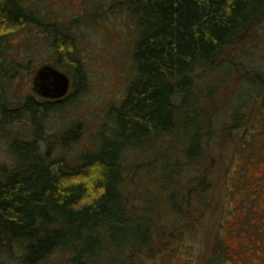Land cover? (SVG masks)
<instances>
[{
  "label": "trees",
  "instance_id": "obj_1",
  "mask_svg": "<svg viewBox=\"0 0 264 264\" xmlns=\"http://www.w3.org/2000/svg\"><path fill=\"white\" fill-rule=\"evenodd\" d=\"M109 4L124 9L137 26L135 74L121 101L109 107L110 131L100 135L96 148L76 158L63 151L65 140L79 137L78 127L61 136L40 135V118L68 96L46 98L31 92L21 102L0 99L2 122L30 124L29 131L15 129L11 134L12 163L0 162V264H9L10 253L17 254V264H136L143 260V252H159L167 239L159 241L155 228L161 218L160 211L154 215L151 210L159 208L157 194L167 193L168 202L175 201L183 181L178 182L181 169L191 167V177L202 173L204 159L219 139L240 125L230 129L228 122L238 120L245 107L264 97V50L257 58L244 48L260 37L263 42V36L255 33L264 23V0H111ZM24 26L40 31L37 36L43 35L56 52L54 66L72 67L79 79L73 85L83 86L86 74L69 24L21 0H0V46ZM15 74L16 70L7 79ZM229 74H238L239 81L232 96L219 101L225 109L221 111L214 96ZM43 139L56 143L59 153L50 150L51 145L42 149ZM167 139L171 144L165 145L166 150L158 148L161 162L153 177L158 192L134 202L127 187V150L144 151ZM97 160L106 166L105 179L98 182L105 191L82 203L85 184L63 181L87 174L88 165ZM171 170L176 171V183L169 182ZM174 208L179 219L183 212ZM160 220L162 228H168L169 223Z\"/></svg>",
  "mask_w": 264,
  "mask_h": 264
},
{
  "label": "rangeland",
  "instance_id": "obj_2",
  "mask_svg": "<svg viewBox=\"0 0 264 264\" xmlns=\"http://www.w3.org/2000/svg\"><path fill=\"white\" fill-rule=\"evenodd\" d=\"M21 1L69 24L78 39V54L86 74L84 85L74 86L79 79L72 67L57 64L69 75V89L61 98L68 97L38 122L42 136H61L68 129L78 127L79 137L65 140L63 145V151L76 158L84 150L96 148L100 135L110 131L108 109L121 101L135 74L133 47L137 26L124 9L110 6L111 0ZM256 31L255 36L264 38V23ZM39 32L34 26H24L11 35L5 45L1 44L0 99L21 102L26 94L35 92L32 82L35 68L45 61L56 64V52L48 47L43 35L37 36ZM261 43L263 48L256 46ZM244 48H250L252 54L260 58L264 39L262 42L260 37L255 44L248 41ZM14 70L16 74L7 79ZM228 77L225 86L214 96L219 108L221 102L232 96L239 81L238 74ZM9 106L12 107L11 103ZM218 117L222 120L221 113ZM1 119L0 114V162L10 165L13 161L9 148L11 134L15 129L29 131L30 124L24 121L8 124ZM227 128L231 132L227 130L224 136L222 134L205 157L202 173L191 177L192 174H188L191 167L181 169L183 178L178 182L183 181L175 201L168 202L167 193L157 194L159 199L155 201L159 208L154 206L151 210L154 215L160 211L163 221L169 223L164 229L161 218L155 221L159 241L167 239V245L152 255L143 252V260L134 263L264 264V97L245 107L239 119L228 122ZM170 140L144 151L127 150V187L134 202L145 201L158 192L153 185L161 162L158 148L165 149V145L171 144ZM39 143L42 149L51 145L50 150L59 153L54 149L56 143L50 144L45 139ZM175 152L179 155V151ZM173 161L179 164L175 158ZM169 173V182L176 183V171ZM192 190V194H188ZM174 207L183 212L179 219ZM6 259L9 264L18 263L15 253L7 254Z\"/></svg>",
  "mask_w": 264,
  "mask_h": 264
},
{
  "label": "water",
  "instance_id": "obj_3",
  "mask_svg": "<svg viewBox=\"0 0 264 264\" xmlns=\"http://www.w3.org/2000/svg\"><path fill=\"white\" fill-rule=\"evenodd\" d=\"M32 82L35 92L46 98H61L70 86L69 75L50 63H43L35 69Z\"/></svg>",
  "mask_w": 264,
  "mask_h": 264
},
{
  "label": "clouds",
  "instance_id": "obj_4",
  "mask_svg": "<svg viewBox=\"0 0 264 264\" xmlns=\"http://www.w3.org/2000/svg\"><path fill=\"white\" fill-rule=\"evenodd\" d=\"M105 164L102 161H95L88 165L87 174H80L71 178L65 179L64 184H76L83 182L86 187L84 193L83 202H91L93 198L98 197L105 191V188L101 182L105 179Z\"/></svg>",
  "mask_w": 264,
  "mask_h": 264
}]
</instances>
